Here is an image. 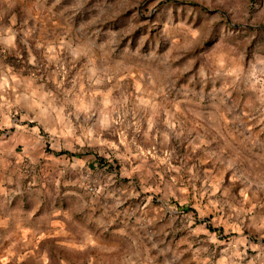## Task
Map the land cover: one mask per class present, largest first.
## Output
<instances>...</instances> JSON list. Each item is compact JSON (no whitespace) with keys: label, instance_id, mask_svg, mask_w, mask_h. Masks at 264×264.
<instances>
[{"label":"crops","instance_id":"obj_1","mask_svg":"<svg viewBox=\"0 0 264 264\" xmlns=\"http://www.w3.org/2000/svg\"><path fill=\"white\" fill-rule=\"evenodd\" d=\"M3 20L0 264H264V197L257 198L256 184L246 192L230 182V169L217 164L223 151L218 147L220 137L210 135L208 122L198 117L179 120L176 108L170 113L173 106L158 101L161 122L147 119L141 141L132 147L130 129L111 126L105 105L109 92L99 89L91 68H84L85 74L77 75L73 84L52 71L42 77L19 71L5 54L14 53L17 42L27 43L30 30L14 27L12 16ZM127 67L111 87H119V81L133 75L132 65ZM143 73L151 84L149 72ZM146 89L147 96L157 97L159 88L154 83ZM189 113L191 118L196 115ZM113 128L116 138L106 135ZM187 128L190 137L182 138L180 133ZM167 132L179 134V139ZM171 142L176 144L173 151L167 149ZM139 145L147 148L145 152ZM107 157L115 159L116 169L97 164ZM23 162L33 170L28 177L20 171ZM99 169L117 182L116 189L105 190L109 196L115 194L114 199L87 197L82 174L93 175ZM27 179L31 186L26 188ZM156 192L165 200H175L169 207L155 206L149 199ZM215 192L225 197L221 203L209 202L212 208L220 205L218 217L199 212L191 201ZM234 192L239 195L237 208L227 201L235 198ZM246 193H253V198L245 197ZM123 197L126 204L135 199L139 207L145 206L140 212L151 221L160 215L161 207L173 216L154 226V234H147L138 215L126 211L128 205L119 207ZM186 197L191 203L181 205ZM231 206L236 215L230 213ZM178 213L186 215L184 223L174 218ZM206 224L219 231L209 230ZM181 226L189 239H183ZM176 230L179 233L172 236Z\"/></svg>","mask_w":264,"mask_h":264},{"label":"rangeland","instance_id":"obj_2","mask_svg":"<svg viewBox=\"0 0 264 264\" xmlns=\"http://www.w3.org/2000/svg\"><path fill=\"white\" fill-rule=\"evenodd\" d=\"M8 16L13 17L14 27L30 30L27 43L17 42L16 51L5 54L11 66L37 77L52 71L67 84L91 68L99 89L109 92L105 105L111 126L130 129L132 147L141 141L147 119L161 122L158 101L170 103V113L176 108L179 120L198 117L208 122L210 135L220 137L218 147L223 151L217 164L230 169V182L245 187L246 192L256 184L257 198L264 197V0H0V25ZM244 27L261 31L253 36ZM128 65L134 68L133 75L119 81V87H111L130 69ZM143 71L149 72L151 84L159 88L156 98L147 96L146 87L151 84ZM189 110L196 115L191 118ZM108 132V137L116 138L114 128ZM180 135L190 137L189 129ZM139 147L143 152L147 149ZM167 149L175 150L176 144L171 142ZM97 164L117 167L113 157ZM82 176L87 197L114 199L115 194L105 192L108 186L117 188L112 176L101 169ZM233 195L227 201L237 208L239 195ZM185 199L181 205L193 201L199 212L218 217L220 205L212 208L209 202L221 203L225 197L215 192ZM149 200L155 206L169 207L175 199L165 200L156 192ZM126 201L123 197L119 207ZM132 201L126 211L138 215L147 234H154V226L173 216L161 207L160 215L151 221L140 212L145 206ZM228 209L237 214L233 206ZM185 216L178 213L174 218L184 223ZM178 230L183 239H189L182 226Z\"/></svg>","mask_w":264,"mask_h":264},{"label":"built area","instance_id":"obj_3","mask_svg":"<svg viewBox=\"0 0 264 264\" xmlns=\"http://www.w3.org/2000/svg\"><path fill=\"white\" fill-rule=\"evenodd\" d=\"M20 171L21 173L24 175V176H29L31 173H33V170L32 168L30 167V164H28V162H23L20 166ZM31 186V181L29 179L26 180L25 182V187H30ZM85 188L88 190V191H95V188L91 187V186H85Z\"/></svg>","mask_w":264,"mask_h":264},{"label":"trees","instance_id":"obj_4","mask_svg":"<svg viewBox=\"0 0 264 264\" xmlns=\"http://www.w3.org/2000/svg\"><path fill=\"white\" fill-rule=\"evenodd\" d=\"M244 29L247 30V31H250V32L252 33L253 36H255V34H256L257 32L261 31V29H259V28H251V27H244ZM263 31H264V30H263ZM98 161H102V159L100 158V159H98ZM188 209H190V208H188ZM181 210H182V211H185V210H186L185 206H183V207L181 208ZM206 225H207V228H208L209 230L219 231V229H217V228H212V227H211L210 225H208V224H206Z\"/></svg>","mask_w":264,"mask_h":264}]
</instances>
